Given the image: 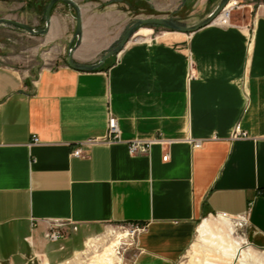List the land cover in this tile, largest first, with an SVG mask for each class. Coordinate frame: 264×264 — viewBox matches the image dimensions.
Segmentation results:
<instances>
[{
	"label": "crops",
	"instance_id": "1",
	"mask_svg": "<svg viewBox=\"0 0 264 264\" xmlns=\"http://www.w3.org/2000/svg\"><path fill=\"white\" fill-rule=\"evenodd\" d=\"M75 1L82 34L72 60L92 64L121 40L131 12L118 0ZM239 1L228 26L141 29L151 32L92 71L67 65L75 17L57 2L48 65L0 61V264L79 255L110 223L145 226L127 264H174L207 214L244 216L264 242V0ZM142 2L141 13L159 16L197 4ZM110 114L115 142L105 139ZM236 124L244 136L232 137ZM153 138L165 143L128 152V141ZM59 225L69 234L48 241Z\"/></svg>",
	"mask_w": 264,
	"mask_h": 264
},
{
	"label": "rangeland",
	"instance_id": "2",
	"mask_svg": "<svg viewBox=\"0 0 264 264\" xmlns=\"http://www.w3.org/2000/svg\"><path fill=\"white\" fill-rule=\"evenodd\" d=\"M118 1L120 2L117 4L118 8L132 13H130L131 19L128 21L127 29L138 19L155 16L168 18L182 26L192 25L199 22V18L212 5L208 3V0H197L196 5L183 8L175 16L171 14L159 16L141 13L148 11L142 0ZM48 2L49 0H0V18H10L35 29H42L45 25L44 14ZM72 14L75 17L73 8ZM153 27L155 34L159 30H169L158 25H142L131 39L148 35L151 31L148 34H144L146 33L144 30L140 34L138 31ZM47 34L33 35L21 28L0 24V61H19L25 66L35 65L37 68L48 65L45 59L50 46ZM56 227L65 235L69 234V229L64 225ZM125 228H130V225L107 224L88 236L93 239L86 247L85 245L81 247L79 255L65 253L61 256L58 253L59 259L49 261L48 264H100L102 258L109 256L110 253L118 258L115 264H127L135 242L131 236L118 237L117 234ZM112 230L116 232L108 233ZM41 261L36 258L34 264H41ZM174 264H264V242L257 239L247 224L239 218L207 214L197 220L191 243Z\"/></svg>",
	"mask_w": 264,
	"mask_h": 264
},
{
	"label": "water",
	"instance_id": "3",
	"mask_svg": "<svg viewBox=\"0 0 264 264\" xmlns=\"http://www.w3.org/2000/svg\"><path fill=\"white\" fill-rule=\"evenodd\" d=\"M230 0H219L216 6L212 9V11L203 19H201L199 22L188 25V26H182L177 24L176 22L165 18V17H147V18H141L133 22L130 27L126 30L124 33L123 37L119 41V43L110 51L105 53L100 57V59L92 64H79L75 63L72 60V55L74 52V49L79 43V40L81 38L82 34V14H81V9L78 3L75 0H49L46 9H45V14H44V20H45V25L42 29H35L34 27L17 21L13 20L10 18L6 17H1L0 18V24H7L11 25L14 27L21 28L25 31H27L30 34L33 35H46L49 31L50 24H51V10L57 2H63L69 6H71L74 11H75V30L73 34V38L71 43L68 45V51H67V57H66V63L69 67L80 70V71H92L100 68L102 64L105 62V60L113 55H116L118 52L122 50L124 45L130 41L134 33L138 30V28L142 25H158L162 26L164 28H168L171 30H176V31H182V32H192L195 31L205 25L210 24L221 12V10L226 6V4Z\"/></svg>",
	"mask_w": 264,
	"mask_h": 264
},
{
	"label": "built area",
	"instance_id": "4",
	"mask_svg": "<svg viewBox=\"0 0 264 264\" xmlns=\"http://www.w3.org/2000/svg\"><path fill=\"white\" fill-rule=\"evenodd\" d=\"M230 1H232V5L230 6V8H228L227 4H226V6H224V8L221 10L219 15L213 20V22L217 23L220 26L230 25L229 20H230L231 11L234 8L240 7L242 5V3H240L239 0H230ZM247 1H248L247 4H249V5L256 4L254 0H247ZM192 68L193 67L191 64L189 67L188 78L194 77V72H193ZM244 135H245V133L240 128V125L236 124L234 127L232 137L236 138V137L244 136ZM32 138H33L34 142H38V138L36 136H33ZM105 139H106V141H109V142H115V141H118L120 139L119 138L118 121L113 114H110L108 116ZM154 143L163 144V143H165V141L162 138H153V139H149V140H131V141L127 142L128 152L132 155L147 153L149 151L151 145ZM194 145L198 146L199 142L195 141ZM72 154L74 156H79V157L84 156V153L79 148L74 149L72 151ZM166 158H167V155H164L163 159L166 160ZM236 218L241 219L245 224H247L246 217L238 216ZM126 229L129 230L128 236H131L133 239V242H134L136 235L138 233L142 232L145 229V226L144 225H138V224H132V225H130V228H126ZM64 236H65L64 232L61 229L57 228L56 226L48 228V230L45 233L46 239L50 242H55Z\"/></svg>",
	"mask_w": 264,
	"mask_h": 264
},
{
	"label": "bare ground",
	"instance_id": "5",
	"mask_svg": "<svg viewBox=\"0 0 264 264\" xmlns=\"http://www.w3.org/2000/svg\"><path fill=\"white\" fill-rule=\"evenodd\" d=\"M232 5V1H229L228 3H227V7L228 8H230V6ZM137 32V31H136ZM135 32V33H136ZM134 33V34H135ZM204 225V224H203ZM122 230V232H119L117 235H118V237H127L128 235H129V230L128 229H121ZM111 232V234L112 233H115L116 231H109V233ZM90 243V242H89ZM116 247V246H115ZM117 249H118V247H117ZM116 249V250H117ZM115 250V252L118 254V251H116ZM238 252V251H237ZM240 252V251H239ZM238 256V255H237ZM241 258V257H240ZM103 260L101 261V263L100 264H115L116 263V261H117V259L118 258H116V255H113L112 253H110L109 254V256H106V257H103L102 258ZM236 259V258H235ZM89 261V260H88Z\"/></svg>",
	"mask_w": 264,
	"mask_h": 264
}]
</instances>
